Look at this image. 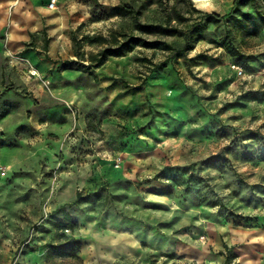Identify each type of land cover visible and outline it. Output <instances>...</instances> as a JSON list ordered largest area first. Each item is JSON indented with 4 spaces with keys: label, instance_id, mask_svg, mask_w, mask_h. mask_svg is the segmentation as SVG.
<instances>
[{
    "label": "rangeland",
    "instance_id": "374dc122",
    "mask_svg": "<svg viewBox=\"0 0 264 264\" xmlns=\"http://www.w3.org/2000/svg\"><path fill=\"white\" fill-rule=\"evenodd\" d=\"M234 1L57 0L30 42L0 27V264H264V0ZM130 35L161 44L85 68L88 38Z\"/></svg>",
    "mask_w": 264,
    "mask_h": 264
},
{
    "label": "crops",
    "instance_id": "0c3cea01",
    "mask_svg": "<svg viewBox=\"0 0 264 264\" xmlns=\"http://www.w3.org/2000/svg\"><path fill=\"white\" fill-rule=\"evenodd\" d=\"M48 0H0V27H11V41L15 43H27L31 40V32L36 31L46 20L47 23L56 21L52 17ZM51 2V1H50ZM51 8V9H50ZM28 27L24 32L22 28ZM57 51V45L51 44L47 51L51 56V51ZM44 55L37 48L33 51L24 53V64L29 69V74L45 75L46 71L51 67L47 60H43ZM54 64V63H52ZM23 66V65H22ZM21 66V68H23Z\"/></svg>",
    "mask_w": 264,
    "mask_h": 264
},
{
    "label": "trees",
    "instance_id": "16d2710c",
    "mask_svg": "<svg viewBox=\"0 0 264 264\" xmlns=\"http://www.w3.org/2000/svg\"><path fill=\"white\" fill-rule=\"evenodd\" d=\"M252 1L255 0H235L234 1V6L235 7H240L242 5H246L251 3ZM120 8L124 9V10H128L129 7L122 5L120 6ZM204 29V27L202 28ZM167 30L168 29H164ZM173 31V30H170ZM177 31V30H174ZM189 31V30H188ZM188 31H185V34H188ZM89 43L90 44H99L100 46H104L101 48L100 51H98L97 53H91L90 57H89V64L87 66H85V68H89L90 66L92 67H100L105 63V60L108 56H124L126 55L129 51H132L136 45L140 44V42H143L145 45H148L150 47H158L159 41L155 40V41H141V39L135 35H130L127 37L126 40L124 41H119V39L116 37L115 40H113L109 45V46H105V44L108 43L107 39L103 36H96L93 38H88ZM74 52L75 55L80 58L81 60H85L86 54L81 52L79 48L76 47V45L79 43V40L74 37ZM48 42V41H47ZM169 45H167L168 47ZM171 48V47H168ZM75 221H71L70 225H74ZM64 229L68 228L67 225H64L63 227Z\"/></svg>",
    "mask_w": 264,
    "mask_h": 264
},
{
    "label": "built area",
    "instance_id": "2783aa9c",
    "mask_svg": "<svg viewBox=\"0 0 264 264\" xmlns=\"http://www.w3.org/2000/svg\"><path fill=\"white\" fill-rule=\"evenodd\" d=\"M57 0H51L50 7H55Z\"/></svg>",
    "mask_w": 264,
    "mask_h": 264
},
{
    "label": "clouds",
    "instance_id": "9594fccd",
    "mask_svg": "<svg viewBox=\"0 0 264 264\" xmlns=\"http://www.w3.org/2000/svg\"><path fill=\"white\" fill-rule=\"evenodd\" d=\"M49 211V209H45V212L47 213Z\"/></svg>",
    "mask_w": 264,
    "mask_h": 264
}]
</instances>
